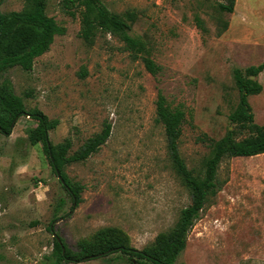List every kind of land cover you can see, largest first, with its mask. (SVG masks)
<instances>
[{"label":"rangeland","instance_id":"374dc122","mask_svg":"<svg viewBox=\"0 0 264 264\" xmlns=\"http://www.w3.org/2000/svg\"><path fill=\"white\" fill-rule=\"evenodd\" d=\"M109 10L130 15L129 35L142 51L133 56L115 35L97 30L91 44L79 34V9L66 0H47L45 12L62 33L34 59L31 71L8 69L25 111H39L55 126L48 141L66 138L72 154L110 123L105 143L87 159L63 166L82 185L81 201L70 209L42 143L28 133L36 121L21 115L11 133H0V264H51L53 235L71 250L80 239L104 228L128 237L142 250L169 231L190 191L169 158L163 126L156 122L160 92L185 120L178 139L188 169L200 175L209 155L207 138L219 139L231 127L228 115L238 103L233 69L264 62L258 45L231 39L238 10L220 11L227 0H100ZM248 20L264 11V0H240ZM25 0H1L2 12L20 11ZM234 10V9H233ZM256 34L264 32V17ZM142 57L153 60L151 74ZM256 79L262 91L248 97L254 121L264 124V69ZM221 188L210 197L190 229L176 264H264V153L221 161ZM64 205L53 219L58 200ZM128 256H107L60 264H130Z\"/></svg>","mask_w":264,"mask_h":264},{"label":"trees","instance_id":"16d2710c","mask_svg":"<svg viewBox=\"0 0 264 264\" xmlns=\"http://www.w3.org/2000/svg\"><path fill=\"white\" fill-rule=\"evenodd\" d=\"M46 1L25 0V6L20 11L0 10V78L13 67L31 71L34 59L49 49L55 34L62 33V29L53 17L46 14ZM66 2L72 3L79 9V34L86 43L91 44L97 30H100L117 36L133 56H139L142 51L140 43L128 33L130 15L122 16L112 12L100 0H66ZM234 4L235 0H227L226 3H219L218 7L222 12L232 13ZM142 60L151 74L157 71L158 68L153 60L147 57H142ZM263 69L264 62L250 65L244 71L233 69L239 97L236 107L228 115L231 127L219 139L205 137L210 151L203 162L200 175L194 174L187 168L179 153L178 139L185 120L184 111L178 107L170 108L164 96L158 92L155 120L163 126L172 166L190 191V203L180 210L176 223L169 231L158 234L153 244L142 250L131 247L127 235L115 228H104L89 238L80 239L75 251L68 247L62 237L55 235L51 264L78 263L116 252L126 254L130 264H176V259L186 246L187 236L194 221L207 200L215 196L221 188V182L217 177L221 161L225 158L250 157L264 153V124L254 121L248 101L250 95L262 91V85L251 76L256 77ZM21 115L36 121V126L28 133L29 141L32 145L42 143L53 171L60 176L59 183L69 196L70 209H73L81 201L80 194L83 187L79 183L70 181L63 172V166L71 162L83 161L96 152L110 136V123H104L99 132L87 138L72 154H67L71 147L70 139L66 138L56 146L51 145L48 141V130L55 126V122L48 121L39 111L26 112L21 97L14 93L10 79L3 77L0 80V133L9 135L12 122ZM64 203V200L60 199L54 208V217L48 226L51 232L53 228L51 224L56 220L55 216Z\"/></svg>","mask_w":264,"mask_h":264},{"label":"crops","instance_id":"0c3cea01","mask_svg":"<svg viewBox=\"0 0 264 264\" xmlns=\"http://www.w3.org/2000/svg\"><path fill=\"white\" fill-rule=\"evenodd\" d=\"M240 0H235L234 4V16H236V9L238 10L237 15V24H236V30L232 26L231 21L229 22L226 31L232 30L231 39L238 40L241 42H246L249 46L250 45H258L260 41L264 40V32L259 31L260 33L256 34V30L252 27H259L262 21V18L264 17V11L263 12H255L254 18L255 20H248L247 12L244 10L241 3H239ZM257 95V94H255ZM251 96V95H250Z\"/></svg>","mask_w":264,"mask_h":264},{"label":"water","instance_id":"95a60500","mask_svg":"<svg viewBox=\"0 0 264 264\" xmlns=\"http://www.w3.org/2000/svg\"><path fill=\"white\" fill-rule=\"evenodd\" d=\"M251 78H254L253 76H251ZM16 120V119H15ZM15 120L12 122V124H11V127H13V125H14V123H15ZM48 146H49V144H48ZM57 173V172H56ZM57 175H58V173H57ZM59 179H60V176L58 175L57 176ZM62 181V180H61ZM53 236H55V233L53 234Z\"/></svg>","mask_w":264,"mask_h":264}]
</instances>
